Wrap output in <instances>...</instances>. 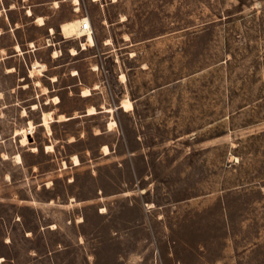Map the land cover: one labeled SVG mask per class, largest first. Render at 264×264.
Instances as JSON below:
<instances>
[{
  "label": "rangeland",
  "instance_id": "rangeland-1",
  "mask_svg": "<svg viewBox=\"0 0 264 264\" xmlns=\"http://www.w3.org/2000/svg\"><path fill=\"white\" fill-rule=\"evenodd\" d=\"M0 264H264V0H0Z\"/></svg>",
  "mask_w": 264,
  "mask_h": 264
},
{
  "label": "bare ground",
  "instance_id": "bare-ground-1",
  "mask_svg": "<svg viewBox=\"0 0 264 264\" xmlns=\"http://www.w3.org/2000/svg\"><path fill=\"white\" fill-rule=\"evenodd\" d=\"M78 3V0H77ZM29 15H32L31 10L29 11ZM87 20V18H82V19H77L74 21H70L68 23H64L62 25V32L66 37H72L73 35H77L78 38L81 37H86L87 40V44L89 46H94L95 45V39L92 33V30H85L83 28V24L84 22ZM40 25L44 24V19L42 17H38L36 20ZM53 31V29H52ZM84 46L86 45V43L83 44ZM16 49L18 51H21L20 46H16ZM44 70H46V65H41L40 63L36 62L33 66V70H32V74L33 73H42ZM85 96H88L90 94L89 90L84 91ZM59 98L56 97L54 98V102L55 103H59ZM122 107L128 111V110H132L133 109V103L131 100H126L125 102H123ZM110 110V109H109ZM89 114H96V110L94 108L89 109ZM68 118L65 117L64 115H60L58 118V121H62V120H67ZM54 120L53 116L51 113H44L43 114V124L42 126L46 128L47 132L49 134L52 133V128H51V122ZM112 124H115V122H113ZM111 124V125H112ZM31 129H34V125L32 123H30ZM22 134V144L23 146H26L28 144H30L29 142V136L28 135H32L33 132L32 130H30V128L24 129L22 130V132L20 133ZM48 150L53 149L52 146L47 147ZM33 150H37V148L33 149ZM105 150L107 151L106 153H108V148L105 147ZM74 158V164L75 165H79L80 164V160L77 156L73 157ZM16 160L20 163L22 162V157L20 155L16 156Z\"/></svg>",
  "mask_w": 264,
  "mask_h": 264
},
{
  "label": "built area",
  "instance_id": "built-area-1",
  "mask_svg": "<svg viewBox=\"0 0 264 264\" xmlns=\"http://www.w3.org/2000/svg\"><path fill=\"white\" fill-rule=\"evenodd\" d=\"M83 28L85 29V30H92L91 29V25H90V23L89 22H84V24H83Z\"/></svg>",
  "mask_w": 264,
  "mask_h": 264
}]
</instances>
